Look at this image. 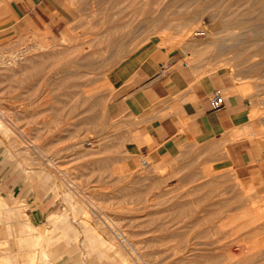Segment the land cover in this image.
Instances as JSON below:
<instances>
[{
    "label": "rangeland",
    "instance_id": "1",
    "mask_svg": "<svg viewBox=\"0 0 264 264\" xmlns=\"http://www.w3.org/2000/svg\"><path fill=\"white\" fill-rule=\"evenodd\" d=\"M14 1L0 0V120L11 130L8 135L0 128V158L16 174L36 175L50 187L58 211L51 222L60 225L73 246L39 245L38 231L26 232L25 206L15 209L18 216L0 210V264H61L66 254L69 264H264L261 181L246 183L234 168L215 170L205 155L191 161L180 154L167 168L147 160L146 166L138 162L136 169H123V154L114 146L109 150L106 115L109 70L156 42L198 75L223 71L238 91L239 84L250 82V91L240 93L250 102L251 114L258 113L238 137L225 140L223 154L230 142L243 139L263 148L264 20L251 8L255 0H192L176 8V16L168 11L170 23L161 28L143 23L141 30L132 26L129 14H139L147 0H138L136 9L112 0H59L64 19L54 30L23 24L20 30L12 21ZM227 1L237 15L242 13V24L233 29L238 37L230 30L208 37L203 29H212L213 22L206 13L217 14ZM119 15L122 23L115 20ZM183 22L191 26L190 33L202 29L183 40L196 43L190 49L182 46ZM113 35L117 40L112 42ZM17 223L23 234L15 231ZM112 229L129 243H120ZM46 234L50 238L52 231Z\"/></svg>",
    "mask_w": 264,
    "mask_h": 264
},
{
    "label": "crops",
    "instance_id": "2",
    "mask_svg": "<svg viewBox=\"0 0 264 264\" xmlns=\"http://www.w3.org/2000/svg\"><path fill=\"white\" fill-rule=\"evenodd\" d=\"M12 16L20 30L23 26L54 30L64 19L59 0H15ZM107 80L111 88L106 107L109 150L114 146L123 154L121 166L133 170L144 159L171 162L184 154L193 161L205 155L215 170L234 168L246 183L261 181L264 192V147L252 146L243 139L230 142L229 154H222L225 140L232 135L238 137L251 120L250 102L229 82L225 72L198 75L181 64L175 52L150 42L113 66ZM216 88L225 98L224 107L218 111L210 106ZM22 206L26 232L38 231L36 235L43 241L39 245L73 246L60 225L51 222L58 211L50 187L37 181L36 175L16 174L0 158V210L18 216L21 213L15 209ZM47 229L52 231L50 238ZM15 231L23 234L19 223ZM70 258L69 254L62 255L61 264H69Z\"/></svg>",
    "mask_w": 264,
    "mask_h": 264
},
{
    "label": "bare ground",
    "instance_id": "3",
    "mask_svg": "<svg viewBox=\"0 0 264 264\" xmlns=\"http://www.w3.org/2000/svg\"><path fill=\"white\" fill-rule=\"evenodd\" d=\"M104 1V0H103ZM106 1V0H105ZM108 1H110V0H107V3H108ZM137 1L138 0H112V1H110V2H115V4L116 5H119V4H121V3H125V2H127V5L129 4L130 6H134V9H136V3H137ZM190 1H192V0H147L146 2H145V6L147 7H145L139 14H137V12L138 11H133V12H131L130 14H129V17H133L132 19H134V21H135V25H132V26H137V28H139L140 27V25L141 24H146L147 26H150L151 27V25H159L160 26V24H162L163 22H165L166 24H168V23H170V21L172 20V19H168V17H170V14H168V11H172L173 10V13H172V16L174 15V16H176L177 14H176V12L174 11V10H176V8H178L179 6H182L183 7V5H184V3H186V2H190ZM193 1H196V0H193ZM198 1V0H197ZM94 2V1H93ZM99 2V1H98ZM97 2V3H98ZM109 2V3H110ZM140 2V1H139ZM138 2V3H139ZM201 2V1H200ZM199 2V3H200ZM215 2H216V0H215ZM228 2V1H227ZM237 2H238V0H237ZM248 2H250V1H248ZM102 3V2H101ZM104 3V2H103ZM217 3V2H216ZM229 3V2H228ZM241 3H243V2H241ZM115 4H113L112 5V3H111V5L112 6H114ZM183 4V5H182ZM205 4V3H204ZM220 4V3H219ZM218 4V5H219ZM103 5V4H102ZM124 5H126V4H124ZM123 5V6H124ZM141 5H143V4H141ZM140 5V6H141ZM186 5V4H185ZM188 5V4H187ZM223 5V4H222ZM252 5V4H251ZM257 5V6H256ZM100 6V5H99ZM205 6H206V4H205ZM250 6V5H249ZM255 6L256 7H258L259 8V10H255L254 8H255ZM181 7V8H182ZM188 7V6H187ZM191 7V6H190ZM218 7H221V6H218ZM217 7V8H218ZM232 7V5H231V3H229V4H224L222 7H221V9L219 10V12L217 13V14H210V15H208L206 12V15L207 16H205V13H203L204 14V16L206 17V19L207 20H209V21H212L213 22V27H212V29H203V30H205V31H207V33H208V37L209 36H214V35H216V34H219L220 32H223V31H226V33L225 34H227V33H229L228 31L230 30L232 33L234 32H236V31H234L235 29H236V25L238 24H242V22L240 21V18H241V14H239V15H237V10L235 9H232L231 8ZM253 7V8H252ZM233 8H234V6H233ZM251 8L256 12H260V14L259 15H257V17L258 18H260V19H262V20H264V0H255V4L253 5V6H251ZM251 8H249V9H251ZM107 9H109V8H107ZM107 9H106V11H107ZM111 9V8H110ZM109 9V10H110ZM113 9H114V7H113ZM112 9V10H113ZM119 9V8H118ZM133 9V8H132ZM142 9V8H141ZM193 9V8H192ZM195 9V8H194ZM199 9V8H198ZM251 9V11H249V12H252L253 13V10ZM112 10H110V11H112ZM115 10H117V9H115ZM178 10V9H177ZM205 10V9H204ZM246 10V9H245ZM101 11V10H100ZM99 11V12H100ZM110 11H109V13H110ZM119 11V10H118ZM125 11V10H124ZM131 11V10H130ZM140 11V10H139ZM203 11V10H202ZM217 10H214L213 12H216ZM98 12V11H97ZM114 11H112L111 13H113ZM197 12H200V11H196V14H198ZM204 12V11H203ZM239 13H240V11H238ZM248 11L246 10V13H247ZM101 13V12H100ZM104 14H105V10H104V12H103ZM106 13H108V12H106ZM116 13V12H115ZM114 13V14H115ZM185 13V12H184ZM191 13V12H190ZM193 13V12H192ZM118 13H116V15H117ZM124 14V13H123ZM180 14V13H179ZM188 13H186V16H187V18H190V17H193L195 14L193 13V16L191 15V14H188ZM253 14H255V13H253ZM109 15V14H108ZM112 15V14H111ZM127 15V14H126ZM126 15H125V17H126ZM169 15V16H168ZM120 16V15H119ZM171 16V17H172ZM203 16V17H204ZM240 16V17H239ZM254 16V15H253ZM252 16V17H253ZM104 17V16H103ZM106 18V17H105ZM120 18H122L121 16L119 17V18H115V20L116 19H119V21H120ZM173 18V17H172ZM248 18V17H247ZM110 19V18H109ZM179 19V18H178ZM245 19V18H244ZM105 21H106V19H104ZM115 20H114V23H115ZM254 20H259V19H256V17H255V19ZM104 21V22H105ZM110 21H113V20H110ZM124 21V20H123ZM130 21V20H129ZM174 21V20H173ZM173 21H172V23H173ZM178 21V20H177ZM117 23H118V20L116 21ZM121 22V21H120ZM132 22H133V20H132ZM132 22H129V23H132ZM261 22V21H260ZM112 23V22H111ZM111 24V25H114L115 26V24ZM116 23V24H117ZM122 23V22H121ZM121 23H119V24H121ZM127 23V22H126ZM164 23V24H165ZM246 23V22H245ZM264 23V22H263ZM104 24V23H103ZM109 24V21H107V25ZM134 24V23H133ZM157 25H156V27H157ZM172 25V24H171ZM262 26H263V24H261ZM105 26H106V24H105ZM105 26H100V27H102L103 29H105ZM108 26H110V25H108ZM126 26H128V28H129V31H132V28H131V26L129 27V24L128 25H126ZM139 26V27H138ZM166 26V25H165ZM164 25H163V27H165ZM173 26V25H172ZM171 26V28L173 29V27ZM236 26V27H235ZM262 26H259L258 28H262ZM107 27V26H106ZM112 27V26H111ZM134 27V28H135ZM155 27V26H154ZM162 27V25L160 26V28ZM190 25H189V23H182L181 24V30H182V33H181V41L183 42H181L182 43V46L184 47V48H186V49H190L191 47H194L195 45H196V43L195 42H193V41H188V42H186V41H183L184 39L186 40L188 37H192L191 35H193V34H200V32L199 31H201L202 29H197V30H193V32L192 33H190ZM113 28V27H112ZM118 28V27H117ZM175 28V27H174ZM260 28V29H261ZM107 29V28H106ZM126 29V28H125ZM142 29V26L140 27V30ZM155 29V28H154ZM192 29V28H191ZM195 29V28H194ZM234 29V30H233ZM121 30V29H120ZM160 30V29H159ZM164 30V29H163ZM175 30V29H174ZM213 30V31H212ZM255 30H258L257 29V27H256V29ZM128 31V30H127ZM128 31V32H129ZM135 31V30H134ZM138 31V30H137ZM177 31H179V30H177ZM177 31H175V32H177ZM100 32V31H99ZM127 32V33H128ZM180 32V31H179ZM243 32V31H242ZM105 33V32H104ZM126 32H124L123 34H125ZM126 33V34H127ZM206 33V32H205ZM231 33V34H232ZM263 33V32H262ZM110 34V33H109ZM124 35V36H126L127 37V35ZM155 34H157V33H155ZM171 34V33H170ZM173 34V33H172ZM225 34H223V35H225ZM236 34V33H235ZM234 34V35H235ZM166 35V34H165ZM237 35V34H236ZM264 35V34H263ZM129 36V35H128ZM132 35L130 34V37H131ZM176 36V35H175ZM180 36V35H179ZM228 36V35H227ZM227 36H225V38L227 37ZM113 37H114V35H113ZM133 37V36H132ZM230 37V36H229ZM235 37V36H234ZM237 37H238V35H237ZM243 37V36H242ZM109 38V37H108ZM129 38V37H128ZM127 38V39H128ZM215 38H217V37H215ZM233 38V37H232ZM112 39H115V37L114 38H111V41H112ZM126 39V40H127ZM166 39V38H165ZM169 39H171V38H169ZM218 39V38H217ZM228 39V38H227ZM243 39V38H242ZM115 40H117V38L115 39ZM120 40H121V38H120ZM193 40V39H192ZM106 41H108V43H110L109 42V39H107ZM123 41V40H122ZM216 41V40H215ZM238 41V40H237ZM113 42V41H112ZM124 42V41H123ZM165 42V41H164ZM198 42V41H197ZM105 43V42H104ZM176 43V42H175ZM180 43V44H181ZM215 43H217V42H215ZM177 44V43H176ZM184 44V45H183ZM198 44V43H197ZM64 45H66V44H64ZM73 45H74V43H73ZM76 45V44H75ZM112 45H114V44H112ZM43 47V46H42ZM182 47V48H183ZM197 47V46H196ZM73 48V47H72ZM74 48L76 49V47L74 46ZM200 48V47H199ZM64 49H67V48H64ZM81 49V48H80ZM204 49H205V47H204ZM220 50V49H219ZM214 51V50H213ZM218 51V50H217ZM73 52V51H72ZM86 53V52H85ZM88 53H90L89 51H88ZM211 53V52H210ZM73 54V53H72ZM77 54V53H76ZM212 54V53H211ZM78 55V54H77ZM74 56H76V55H74ZM15 58V57H14ZM89 58V57H88ZM81 59V58H80ZM72 60V59H71ZM73 60H74V58H73ZM196 60H198V59H196ZM75 61H76V59H75ZM75 61H73V64H74V62ZM199 61V60H198ZM189 63V62H188ZM71 62H70V65L68 66V67H71ZM76 65L75 66H77L78 64H77V62L75 63ZM197 64V63H196ZM67 65V64H66ZM65 65V67H67ZM74 65H72V67H73ZM74 66V67H75ZM82 66V65H81ZM89 66V65H88ZM90 67V66H89ZM92 67V66H91ZM229 67V66H228ZM79 69H81L80 68V66L78 67ZM229 70V69H228ZM78 74H79V72H78ZM79 76H80V78H82L81 77V75L79 74ZM250 83V82H249ZM248 82H243V83H241V84H239L238 86V88H239V92H248V91H250V89L252 88L251 87V85L249 84ZM77 85V84H76ZM237 86V85H236ZM81 88V87H80ZM235 89H237L236 87H235ZM75 90V89H74ZM238 90V89H237ZM263 90V89H262ZM75 92V91H74ZM73 92V93H74ZM77 92V91H76ZM237 92V91H236ZM70 93V92H69ZM240 95H241V93H240ZM254 111V110H253ZM258 112H253L252 114H250L249 113V116L251 115L252 117H254L256 114H257ZM250 116V117H251ZM258 116H259V114H258ZM3 117V116H2ZM256 117V116H255ZM250 119V118H249ZM255 119V118H254ZM251 121V120H250ZM6 122V121H5ZM7 123L8 122H6L5 124L7 125ZM253 124V123H252ZM9 125V124H8ZM0 128H4V131H5V133H9V131H11L9 128V126H8V128L3 124V122H2V120H0ZM261 131V130H260ZM2 132H3V130H2ZM1 132V133H2ZM15 132V131H14ZM14 132H13V134H14ZM257 132V131H256ZM4 133V134H5ZM24 133V132H23ZM6 134V135H7ZM9 134H11V133H9ZM8 134V135H9ZM12 134V135H13ZM21 135V134H20ZM19 135V136H20ZM26 135V134H25ZM11 136V135H10ZM14 136V135H13ZM22 136V135H21ZM20 136V137H21ZM23 137V136H22ZM26 137V136H25ZM22 139V138H21ZM25 139V138H24ZM11 140V139H10ZM16 140V139H15ZM24 141V140H23ZM26 141V140H25ZM25 141H24V143H25ZM14 141H13V139H12V142L11 143H13ZM19 142V141H18ZM21 142V141H20ZM22 144V143H21ZM29 144V143H28ZM213 144V143H212ZM211 143H210V145H212ZM12 145H15V143L14 144H12ZM215 145V144H214ZM225 145V144H224ZM30 146V145H29ZM35 147H37V146H35ZM224 147V146H223ZM33 148V147H32ZM209 148H211V146L209 147ZM212 148H213V145H212ZM228 149V148H227ZM23 152H26V151H23ZM220 154V153H219ZM223 154V153H222ZM229 154V153H228ZM36 155H38V154H36ZM226 155V154H225ZM168 157H169V155H167ZM229 156H231V155H229ZM163 157V156H162ZM166 157V156H165ZM217 156H215V158H216ZM219 157V156H218ZM41 158H42V156H41ZM226 158H228V157H226ZM218 159V158H217ZM222 159V158H221ZM224 159V158H223ZM41 160V159H40ZM43 160V159H42ZM36 163V162H35ZM169 162L166 160V161H161V162H159V163H156L157 164V166L159 167V168H165V166L166 165H169L168 164ZM52 164V163H51ZM36 165H37V163H36ZM123 167L125 166V165H122ZM122 168V167H121ZM166 168H167V166H166ZM123 169H126L125 167L123 168ZM127 170V169H126ZM159 170V169H158ZM123 171V170H122ZM220 177V176H219ZM218 177V178H219ZM229 177V176H228ZM221 178H222V176H221ZM226 177H223V180H221V182L223 181V183H224V179H225ZM220 181V180H219ZM220 182V183H221ZM222 183V185L223 186H225V183L223 184ZM218 184H219V182H218ZM221 185V186H222ZM243 185V184H242ZM237 187H239V186H237ZM243 187H244V185H243ZM243 187H242V189H243ZM224 188H228V187H224ZM236 188V187H235ZM241 189V190H242ZM243 197H245V196H243ZM69 199V198H68ZM73 199V198H72ZM69 201V200H68ZM71 201V200H70ZM72 204V203H71ZM245 204H246V202H245ZM247 205V204H246ZM250 205V204H249ZM71 206V205H70ZM248 206V205H247ZM250 208V207H249ZM246 209H248L247 207H246ZM245 209V210H246ZM250 211H251V209H249ZM264 210V209H263ZM246 211H248V210H246ZM245 211V212H246ZM249 211V212H250ZM254 211V210H253ZM258 213H261L260 211L258 212ZM254 214V213H253ZM250 217V216H249ZM254 217V216H253ZM253 219V218H252ZM107 224H108V222H106ZM108 226H110V224H108ZM111 228V227H110ZM48 233V232H47ZM34 234V233H33ZM39 234V233H38ZM36 238L38 237L36 234L34 235ZM35 237H33V238H35ZM37 240H38V238H37ZM43 258H47V253H46V251L45 250H43Z\"/></svg>",
    "mask_w": 264,
    "mask_h": 264
},
{
    "label": "built area",
    "instance_id": "4",
    "mask_svg": "<svg viewBox=\"0 0 264 264\" xmlns=\"http://www.w3.org/2000/svg\"><path fill=\"white\" fill-rule=\"evenodd\" d=\"M224 103H225V98L223 96L222 90L219 88L214 89L210 96V106L212 110L218 111L222 109L224 107ZM147 164H148L147 160L145 159L141 160L142 166H146ZM112 230L115 233L116 237L119 239L120 243H124V245L125 244L127 245V243H129L128 240L126 241L125 238L121 236L122 235L121 232H117V230L114 229Z\"/></svg>",
    "mask_w": 264,
    "mask_h": 264
}]
</instances>
